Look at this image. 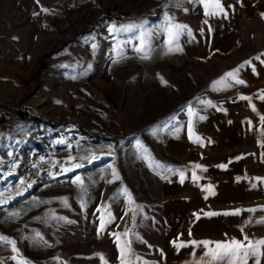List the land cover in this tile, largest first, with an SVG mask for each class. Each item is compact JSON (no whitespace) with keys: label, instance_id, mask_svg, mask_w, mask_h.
<instances>
[{"label":"rangeland","instance_id":"obj_1","mask_svg":"<svg viewBox=\"0 0 264 264\" xmlns=\"http://www.w3.org/2000/svg\"><path fill=\"white\" fill-rule=\"evenodd\" d=\"M219 2L0 0V264H161V186L190 175L168 145L224 119L264 52V0Z\"/></svg>","mask_w":264,"mask_h":264},{"label":"crops","instance_id":"obj_2","mask_svg":"<svg viewBox=\"0 0 264 264\" xmlns=\"http://www.w3.org/2000/svg\"><path fill=\"white\" fill-rule=\"evenodd\" d=\"M245 67L243 83L230 100L237 105L224 119L203 123L195 144L168 145L169 157L190 175L161 186V264H202L217 242L245 236L253 243L264 240V223L259 222L264 220V52L254 54ZM243 118L252 124L244 125ZM204 241L212 243L205 247ZM247 264H254V258Z\"/></svg>","mask_w":264,"mask_h":264},{"label":"snow or ice","instance_id":"obj_3","mask_svg":"<svg viewBox=\"0 0 264 264\" xmlns=\"http://www.w3.org/2000/svg\"><path fill=\"white\" fill-rule=\"evenodd\" d=\"M39 2V0H37ZM200 2L204 5L205 14L206 15H217L224 11L223 6L220 4L219 0H200ZM44 11H47L46 9ZM130 28L133 26H129ZM183 25H173L167 29L169 42H173L178 38L180 34V30L185 28ZM173 28L176 31H173ZM143 43V42H142ZM137 51H141L142 48H137ZM228 77L235 79L234 73H228ZM162 79V78H161ZM236 83H243L241 80H236ZM241 99H247L246 97H241ZM189 114L192 115V109L189 106ZM203 119V117H201ZM261 120L264 121V117H261ZM189 134L191 137V129L189 130ZM196 142H199V137L195 138ZM199 167V166H197ZM223 167V166H221ZM118 178V177H117ZM183 178V177H182ZM194 179H198V177L194 176ZM129 202L132 203L131 196L129 195ZM254 211V210H251ZM228 214V213H225ZM239 215V212L232 213ZM207 215H217V213H207ZM199 217H197L198 219ZM260 223H264V220L259 221ZM103 222L101 223V230H103ZM127 235V233H125ZM0 239H3L0 237ZM117 241H119L120 237L116 236ZM205 247H207L212 242L204 241L202 242ZM193 245H196L197 242L193 241ZM182 246V245H177ZM121 255L123 257L125 248L121 247ZM207 257L206 261H203L202 264H247L248 259L250 257L254 258V264H260V258L264 256V240H259L256 242H252L248 239L247 236L244 237L243 240L233 239L230 242H217L215 244V248H208V251L205 253ZM122 264H127L126 261L122 259Z\"/></svg>","mask_w":264,"mask_h":264},{"label":"trees","instance_id":"obj_4","mask_svg":"<svg viewBox=\"0 0 264 264\" xmlns=\"http://www.w3.org/2000/svg\"><path fill=\"white\" fill-rule=\"evenodd\" d=\"M163 8L160 7L158 8L155 12H154V15H148L146 17H144L146 20L148 21H154L155 20H158L160 18V16L162 15L163 13ZM110 18H113L117 23H124L130 19H127L121 15H118L117 13V10L116 9H113L109 15H107L106 19H110ZM17 118L19 120H21V122H31L33 124H35L37 127H41V126H44V125H49L51 126L52 128H57V125H52L51 123H49L48 121H46V119H44L43 117H40V116H37L35 114H28L27 112H21L19 113V115H17ZM58 125H61V123H58ZM5 129L6 130H9L10 127L9 126H5ZM83 133L82 134H85V131H82ZM127 138H129V135H121V136H113V137H101V136H95L93 137V139L95 141H107L108 142H112L114 144H119L121 143L122 141L126 140Z\"/></svg>","mask_w":264,"mask_h":264}]
</instances>
